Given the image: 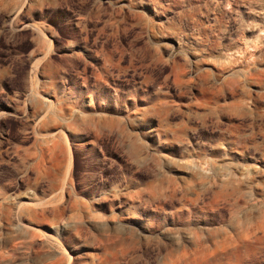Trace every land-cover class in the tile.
<instances>
[{
	"label": "rangeland",
	"instance_id": "1",
	"mask_svg": "<svg viewBox=\"0 0 264 264\" xmlns=\"http://www.w3.org/2000/svg\"><path fill=\"white\" fill-rule=\"evenodd\" d=\"M0 264H264V0H0Z\"/></svg>",
	"mask_w": 264,
	"mask_h": 264
}]
</instances>
